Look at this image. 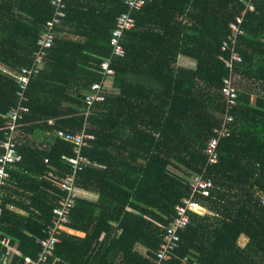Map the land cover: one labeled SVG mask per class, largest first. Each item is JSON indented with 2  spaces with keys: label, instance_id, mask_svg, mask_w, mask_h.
Returning <instances> with one entry per match:
<instances>
[{
  "label": "trees",
  "instance_id": "16d2710c",
  "mask_svg": "<svg viewBox=\"0 0 264 264\" xmlns=\"http://www.w3.org/2000/svg\"><path fill=\"white\" fill-rule=\"evenodd\" d=\"M253 2L254 10L243 12L241 0H149L141 9L126 0H66L53 44L28 84L20 127L29 137L41 132L47 146H18L22 160L4 186L0 234L22 255L38 257V239L65 195L49 173H71L65 158L73 146L54 131L84 128L94 136L81 151L91 164L77 172L76 185L98 197L75 199L65 226L85 235L61 232L47 264H150L174 207L189 195L190 176L204 166L215 188L196 199L209 213H190L177 257L165 264L183 257L188 264H264V95L247 83L264 89V0ZM121 12L135 25L125 30V55L118 57L108 42ZM52 13L50 0H0V141L2 115L17 101L14 73L31 66ZM230 22L243 32L234 44L242 60L232 68L240 92L219 161L205 165V145L226 109L229 68L220 56H229L221 45ZM107 57L117 90L85 116L83 97L101 80L97 70Z\"/></svg>",
  "mask_w": 264,
  "mask_h": 264
},
{
  "label": "built area",
  "instance_id": "2783aa9c",
  "mask_svg": "<svg viewBox=\"0 0 264 264\" xmlns=\"http://www.w3.org/2000/svg\"><path fill=\"white\" fill-rule=\"evenodd\" d=\"M149 0H126L130 8L141 9L147 4ZM245 4L244 11L254 10V0H241ZM53 5V13L51 19L47 21V31L40 34L37 41L38 48L32 57L31 66H23L20 71L14 73L18 80V88L15 91L17 97L16 104L11 106L6 114L2 115L4 119V126L2 130V140L0 141V214L2 211V201L4 186L10 179V170L17 166L22 158L18 152V136L21 127V121L28 111L25 106L26 90L32 77L38 74L41 64L47 55V49L53 44L55 30L52 27L59 25L62 18L66 14V0H50ZM241 18H238V22ZM135 25V18L127 12L119 13L115 18V24L111 30L110 53L122 57L125 55L124 44H122V37L126 29H130ZM230 34L226 40L223 41L221 48L223 51L229 49V56H220V59L229 68V73L223 78L222 93L226 99V109L223 115V121L220 126L214 128L215 135H212L204 148L206 154V164L211 165L219 161V144L223 137L230 133V126L233 123L234 117L231 115V108L237 104L240 88L236 80L240 75L233 71V64L240 62L241 56L238 51L234 49V44L237 38L243 34L239 26L230 22ZM102 78L100 81L91 83L89 89L86 91L83 101L86 104L84 115L90 114L94 109L95 103H100L105 99V93L108 92L103 87V81L106 77H112L114 70L109 67V57L101 60L97 70ZM248 85L252 87L253 92H258L264 95V89L257 84L247 81ZM112 82L110 83V86ZM54 120H48L49 125H53ZM56 137L70 143L73 146V155L65 159L69 162L71 173L64 177L56 178L58 187L65 192V195L57 202V206L52 209L51 225L46 230V236L39 238L38 241L42 246L38 257L32 258L27 255H22L14 248L11 238L8 235L0 234V264H47L48 258L54 255L55 245L59 242V235L63 231L65 223L69 221L70 214L75 204L77 197L76 175L84 166L91 164L90 160L81 153L82 148L89 145V142L94 140V136L86 132L83 128L80 132L72 133L69 131L56 130L54 131ZM47 160H45L46 162ZM207 167L204 166L200 172L194 173L189 178V195L180 199L179 204L174 207V215L169 225L165 228L155 255L150 259V264H165L167 261L177 257L176 250L180 243V232L190 223V213L208 214V210L203 208L196 195L209 196L211 191L215 188L214 180L207 174ZM53 176L52 173H49ZM264 205V197L261 198ZM17 258V260H15ZM57 259V258H55ZM181 264H188L186 257L180 258Z\"/></svg>",
  "mask_w": 264,
  "mask_h": 264
},
{
  "label": "crops",
  "instance_id": "0c3cea01",
  "mask_svg": "<svg viewBox=\"0 0 264 264\" xmlns=\"http://www.w3.org/2000/svg\"><path fill=\"white\" fill-rule=\"evenodd\" d=\"M43 137L44 136L42 135L41 132H38L37 137L25 136L23 133L21 134V130H20L19 131V136H18V142H19V145H20V144H26V143L31 144L32 141H35L36 144H37V146L41 149V148L47 146V144H46L47 142L44 141ZM15 168H17V166H15L13 169H15ZM52 177L56 181V178L57 177L55 175H53ZM8 182H7V184H8ZM77 197H79V198H85V199H89V200H96L97 197H98V194L95 191H92V190H89V189H86V188H82V187L77 186ZM10 208L13 209V210H15V211H17V212H20V213H24L25 212L23 209L18 208V207H12V206H10ZM62 232L67 233V234L72 235V236H75V237H79V238H82L85 235V233L83 231L77 230V229H73V228L67 227L65 225L63 227V231ZM137 247H138L137 248L138 250H140L142 253H145V248L144 247H142V246H137ZM14 248L20 252V250L17 247V244H14ZM55 260H58V258L57 259H54L53 262Z\"/></svg>",
  "mask_w": 264,
  "mask_h": 264
},
{
  "label": "rangeland",
  "instance_id": "374dc122",
  "mask_svg": "<svg viewBox=\"0 0 264 264\" xmlns=\"http://www.w3.org/2000/svg\"><path fill=\"white\" fill-rule=\"evenodd\" d=\"M113 77L114 76H112V77H106L104 79V81H103V84L102 85H103L104 89H106V91L108 90V92H116V90H117L113 85L110 86V83L113 81ZM246 243H247V238L242 235L238 239V245L240 247H243Z\"/></svg>",
  "mask_w": 264,
  "mask_h": 264
}]
</instances>
